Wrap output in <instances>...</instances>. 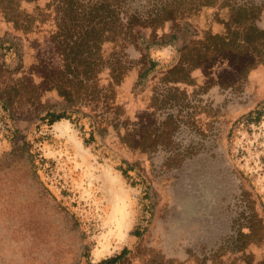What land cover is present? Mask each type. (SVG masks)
I'll use <instances>...</instances> for the list:
<instances>
[{
	"label": "water",
	"instance_id": "95a60500",
	"mask_svg": "<svg viewBox=\"0 0 264 264\" xmlns=\"http://www.w3.org/2000/svg\"><path fill=\"white\" fill-rule=\"evenodd\" d=\"M183 39L154 71L139 44ZM3 42L19 48L8 69ZM0 99L16 122L0 163V264H80L76 221L37 176L29 125L87 116L139 169L152 221L117 264H264V205L233 163V126L264 102V0H0Z\"/></svg>",
	"mask_w": 264,
	"mask_h": 264
},
{
	"label": "rangeland",
	"instance_id": "374dc122",
	"mask_svg": "<svg viewBox=\"0 0 264 264\" xmlns=\"http://www.w3.org/2000/svg\"><path fill=\"white\" fill-rule=\"evenodd\" d=\"M183 39L139 44L155 64L140 77L138 89L159 69L172 66ZM5 66L19 65V48L3 42ZM59 114L53 123L46 116ZM18 134L8 102L0 99V163L13 151ZM26 150L35 172L59 205L73 216L84 238L80 264L114 259L117 264L149 227L156 197L139 169L128 165L100 144L91 120L78 112H49L32 122L25 133ZM231 159L251 182L264 205V102L233 126Z\"/></svg>",
	"mask_w": 264,
	"mask_h": 264
},
{
	"label": "trees",
	"instance_id": "16d2710c",
	"mask_svg": "<svg viewBox=\"0 0 264 264\" xmlns=\"http://www.w3.org/2000/svg\"><path fill=\"white\" fill-rule=\"evenodd\" d=\"M150 64L153 66L155 63L154 62H150ZM59 117H60L59 114H53L51 116H48V115L46 116V118L50 119L51 123H53L55 121H58L60 119ZM29 158H30V160L32 162V158H31L30 154H29ZM33 167H34V169H36L34 165H33ZM76 225L78 226L77 222H76ZM115 262L116 261L114 259H110L109 261L100 262L98 264H111V263H115Z\"/></svg>",
	"mask_w": 264,
	"mask_h": 264
},
{
	"label": "flooded vegetation",
	"instance_id": "af4514ba",
	"mask_svg": "<svg viewBox=\"0 0 264 264\" xmlns=\"http://www.w3.org/2000/svg\"><path fill=\"white\" fill-rule=\"evenodd\" d=\"M144 48H145V47H144ZM145 49H146V48H145ZM163 69H165V68H163ZM159 70H162V69H159ZM145 83H146V82H145ZM145 83H144V84H145ZM144 84H143V86H144ZM143 86H141V87H143Z\"/></svg>",
	"mask_w": 264,
	"mask_h": 264
}]
</instances>
